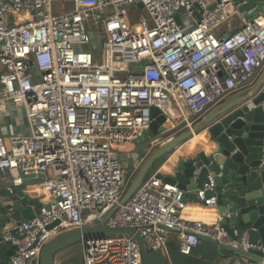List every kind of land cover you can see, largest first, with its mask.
<instances>
[{
	"label": "built area",
	"instance_id": "2783aa9c",
	"mask_svg": "<svg viewBox=\"0 0 264 264\" xmlns=\"http://www.w3.org/2000/svg\"><path fill=\"white\" fill-rule=\"evenodd\" d=\"M234 6L235 0H0V120L8 129L0 137V173L13 188L33 179L52 203L2 230V242L16 247L9 264H39L54 237L105 218L107 228L137 229L150 253L164 252L173 232L185 256L205 239L261 251L264 260V247L237 230L228 235L221 215L211 224L185 219V192L156 175L122 204L132 180L121 149L149 131L153 109L192 128L189 116L246 88L263 69L264 22L217 34ZM18 124L25 132H15ZM213 190L209 178L197 192L202 208L217 210V198L207 197ZM81 243L83 264H144L130 235Z\"/></svg>",
	"mask_w": 264,
	"mask_h": 264
},
{
	"label": "water",
	"instance_id": "95a60500",
	"mask_svg": "<svg viewBox=\"0 0 264 264\" xmlns=\"http://www.w3.org/2000/svg\"><path fill=\"white\" fill-rule=\"evenodd\" d=\"M241 1L235 0V5L245 7L251 0ZM251 7L262 11L260 6ZM137 8L142 9L143 4L139 3ZM210 108L203 114L189 116L188 122L192 123V128L187 127L186 122L178 124L168 120L159 110H152L154 121L148 131L147 143L140 151L150 149L154 152L130 183L122 204L132 198L155 169L158 170L156 177L163 183L176 185L185 192V201L192 199L195 192L203 190L206 181L211 178L214 190L207 192V197L217 198V212L224 217L222 226L228 235L233 236L234 230H237L240 234H247L249 244L264 247V75L238 102L213 110ZM205 131L207 137L203 141L204 145L190 149L188 154L182 150V155L175 163L169 162L177 148ZM164 166L166 170H163ZM8 199L12 200L11 205H5ZM51 204L48 199L30 196L21 188H2L0 233L7 225L14 223L19 226L23 221L32 220L41 207L49 209ZM13 207L20 208L21 212V220L16 222L2 215ZM105 222L106 218L92 227L60 233L45 245L39 264H56L57 255L66 248L81 243L83 237L118 235H130L134 238L144 264H170L163 252L147 251L137 229L107 228ZM211 242L218 245L221 252L229 250L248 264H264L261 251L244 252ZM15 250V246H10L7 256H13Z\"/></svg>",
	"mask_w": 264,
	"mask_h": 264
},
{
	"label": "crops",
	"instance_id": "0c3cea01",
	"mask_svg": "<svg viewBox=\"0 0 264 264\" xmlns=\"http://www.w3.org/2000/svg\"><path fill=\"white\" fill-rule=\"evenodd\" d=\"M242 0L241 2H243ZM245 7H239L234 6L231 9V17L228 20L227 23L222 25L218 30L217 34H223L227 35L230 34L239 28H241L244 24L247 22H250L253 19H258L261 22H264V0H251L248 3H246ZM251 5L254 6H260L259 8L262 9V11H257L256 8L253 9ZM3 71V68L0 65V73ZM264 75V67L263 69L258 73L257 77L253 80V82L247 86L246 88L234 91L226 94L220 102H218L216 105H213L211 110L217 108V107H225V106H231L234 103L238 102L243 98V96L252 90L259 82L261 77ZM210 110V111H211ZM9 122V121H8ZM15 126V123H14ZM6 127V128H5ZM7 124L4 120H0V137L5 136L7 133ZM25 132V128L22 126L17 125V128L15 132ZM185 132V131H183ZM147 136L148 132L144 133L143 136L132 143L129 146H125L121 149L122 152V158H123V164L127 171L130 174L131 180H133L137 174L142 169L145 162L148 160L152 152L154 150H147V151H140V149L147 143ZM200 140V143L196 146V148H200V146L204 145L205 142L204 139L207 137V132L201 133L199 136H195L194 139ZM190 140L183 146H180L177 148V152L171 157V161L169 162L175 163L179 156L182 155L180 152L184 150L185 154H188L190 150V144L194 140ZM203 143V144H202ZM125 149V150H124ZM183 153V154H184ZM128 161V163L126 162ZM163 170H166V167L164 166ZM158 170L155 169L152 171L149 176L156 175V172ZM11 177L5 174L0 173V190L2 188H5L6 186H11L12 181ZM21 189L29 194L30 196H35L37 198L41 199H47L45 198V194L42 192V189L36 181L30 178L24 179V185L21 187ZM35 191H38V194L35 193ZM12 200L8 199L6 200L5 205H11ZM10 209V208H9ZM9 209L3 212L4 217H8L13 219L14 222L21 220V212L20 208L13 207V211L10 212ZM182 215L185 219L188 220H195V221H202L206 223H214L219 218V214L217 210L214 209H204L201 205L198 204L197 200V192L194 193L192 199L186 200V207L182 212ZM14 223L7 225L4 229L11 228ZM3 229V230H4ZM73 246L66 248L61 253H59L56 257V263L57 264H83V248L82 250L77 253L74 252L72 249ZM10 246L8 244H5L2 242L0 238V252L2 249L6 250V256L7 252L9 250ZM165 258H167L170 262V264H237L238 262H241L245 264L246 262L244 259L239 258L236 254L229 250H225L224 252L220 251V248L215 243L211 242V240H201L199 246L195 248L190 256H185L180 253V242H179V236L176 233H169L168 234V245L166 250L163 252ZM8 257V256H7ZM5 262L0 261V264H9L10 257Z\"/></svg>",
	"mask_w": 264,
	"mask_h": 264
},
{
	"label": "bare ground",
	"instance_id": "6f19581e",
	"mask_svg": "<svg viewBox=\"0 0 264 264\" xmlns=\"http://www.w3.org/2000/svg\"><path fill=\"white\" fill-rule=\"evenodd\" d=\"M27 18H28V16H24V17H23V19H27ZM199 143H200V140L198 139V137H196V139H194V140L192 141V143L189 145V146H190V149L192 150V149L196 148V146H197ZM35 193L38 194V191H35Z\"/></svg>",
	"mask_w": 264,
	"mask_h": 264
},
{
	"label": "rangeland",
	"instance_id": "374dc122",
	"mask_svg": "<svg viewBox=\"0 0 264 264\" xmlns=\"http://www.w3.org/2000/svg\"><path fill=\"white\" fill-rule=\"evenodd\" d=\"M70 9V8H68ZM125 150V149H124ZM128 163V161H126ZM129 164V163H128ZM129 187V186H128ZM128 189V188H127ZM74 252L79 253L82 250V243L76 244L72 247Z\"/></svg>",
	"mask_w": 264,
	"mask_h": 264
},
{
	"label": "trees",
	"instance_id": "16d2710c",
	"mask_svg": "<svg viewBox=\"0 0 264 264\" xmlns=\"http://www.w3.org/2000/svg\"><path fill=\"white\" fill-rule=\"evenodd\" d=\"M9 258L6 256V250L2 249L0 252V261L5 262L7 261Z\"/></svg>",
	"mask_w": 264,
	"mask_h": 264
}]
</instances>
